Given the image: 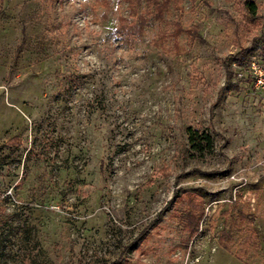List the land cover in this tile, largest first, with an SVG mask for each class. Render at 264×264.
I'll list each match as a JSON object with an SVG mask.
<instances>
[{"label":"rangeland","instance_id":"374dc122","mask_svg":"<svg viewBox=\"0 0 264 264\" xmlns=\"http://www.w3.org/2000/svg\"><path fill=\"white\" fill-rule=\"evenodd\" d=\"M242 2L180 0L121 36L126 0H3L0 264H264V95L233 65L264 57V0Z\"/></svg>","mask_w":264,"mask_h":264},{"label":"trees","instance_id":"16d2710c","mask_svg":"<svg viewBox=\"0 0 264 264\" xmlns=\"http://www.w3.org/2000/svg\"><path fill=\"white\" fill-rule=\"evenodd\" d=\"M128 6L133 11L135 17L132 20L125 16L120 17L119 26L117 32L121 36H142L144 35L147 26L149 25L150 18L156 21H164V16L168 12L171 5L174 3L179 4L180 0H126ZM194 1V0H193ZM243 7L251 14L255 15L257 12V5L254 0H242ZM3 0H0V17L7 18L6 13L1 10ZM96 6L108 8L111 4V0H95ZM145 4V12H138L139 7ZM180 5V4H179ZM187 31L191 38L199 37L198 26L194 25L189 29H184L180 24L176 23L175 31L171 33L172 36L178 37L183 31ZM168 36V35H165ZM249 50L243 49L234 57V62L238 67H244L250 62L247 58ZM264 53V49H263ZM248 60V61H247ZM231 66V64H230ZM240 81L251 82L250 76H245ZM189 141L193 149L197 151L212 150L214 147V138L208 132H201L190 127L188 129ZM192 195H189L188 201L183 204L182 220L185 222L187 229H189L190 235L193 237L199 229L200 219L204 213V207L198 203ZM240 217L233 218L227 221L225 228L222 230L219 237V243L222 247L228 251L232 250L231 243L233 241L234 231L242 226L243 223H254L256 220L255 215L240 212ZM188 245L185 246L187 249ZM240 259H242L240 257Z\"/></svg>","mask_w":264,"mask_h":264},{"label":"built area","instance_id":"2783aa9c","mask_svg":"<svg viewBox=\"0 0 264 264\" xmlns=\"http://www.w3.org/2000/svg\"><path fill=\"white\" fill-rule=\"evenodd\" d=\"M233 65L236 67L238 76L245 77V73L247 72V75L251 77L253 86L261 90L264 95V57L251 60L244 67H238L235 62H233Z\"/></svg>","mask_w":264,"mask_h":264}]
</instances>
